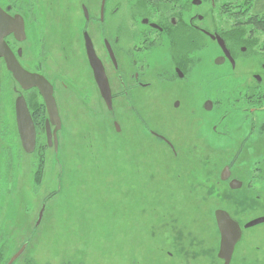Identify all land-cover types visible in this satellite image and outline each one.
I'll use <instances>...</instances> for the list:
<instances>
[{"label":"flooded vegetation","instance_id":"obj_1","mask_svg":"<svg viewBox=\"0 0 264 264\" xmlns=\"http://www.w3.org/2000/svg\"><path fill=\"white\" fill-rule=\"evenodd\" d=\"M216 1L0 0V128L2 113L8 112L14 138L19 141L17 154L36 156L51 152L55 156L54 169L58 166L62 170L60 153L67 114L80 117L81 106L92 108L88 110L92 113L94 106L103 109L116 133L126 139L131 129L140 128L171 153L168 141L178 151L167 131L170 124L176 138L185 141L187 151L199 138L193 140L195 127L200 139L205 140L203 144L210 147L211 135L225 134L220 116H211L218 107L217 96L223 92L219 87H212L211 92L212 44L218 51L215 66L230 75L238 74V86L243 82V90L254 92L250 97L254 98L255 107L243 117L249 136L239 143L238 156L242 155V145L248 139L254 135L264 137V116H260L264 107H257L264 102V89H260L264 82V20L247 18V6L239 3L223 5V10H232L228 21H214L209 17L211 11L218 9ZM88 45L97 60L90 61ZM76 61H83L89 72L84 83ZM77 88L85 90L83 97ZM154 91L160 110L158 116H149L146 104L152 100L149 93ZM65 99L80 108L65 109ZM19 117L33 123L35 146L31 153L23 145ZM1 131V138H13L6 128ZM262 152L260 155H264V148ZM239 167L232 163L217 166L215 187L224 188L231 195L246 191L261 197L263 188L256 189V184L264 183V164L245 167L243 171L249 174H237ZM29 170L31 173L32 167ZM204 176H186L180 184L168 182L171 190L167 200L174 212H168V219H164L165 229L186 226L190 250L194 256L200 253L193 258L198 264H264V222L248 226L264 219V213L254 212V218L244 221L239 213L225 208L207 211L216 197L212 186L201 182ZM37 185L41 187L39 176L35 178ZM44 207L46 210V204ZM225 223L231 224L228 233L224 231ZM194 227L199 237L193 235ZM208 234L214 237L212 263L207 261ZM233 239L236 243L232 248ZM203 252L208 256H201ZM156 256V264H165L159 254ZM178 262V258L173 260L174 264Z\"/></svg>","mask_w":264,"mask_h":264},{"label":"rangeland","instance_id":"obj_2","mask_svg":"<svg viewBox=\"0 0 264 264\" xmlns=\"http://www.w3.org/2000/svg\"><path fill=\"white\" fill-rule=\"evenodd\" d=\"M260 1L259 8L263 10L264 0ZM239 3L243 4V0H218L217 11H211L209 18L228 21L232 10H223V5ZM247 8V18L254 17L256 6L247 5ZM260 17L264 19V14ZM210 49L211 92L212 87L223 90L217 96L218 107L211 116H220L225 136L211 135L213 140L207 147L195 127L193 140L199 138L187 151L185 141L176 138L167 124V131L179 151L178 158L140 128L131 129L126 139L116 133L103 109L94 106L92 113V108L81 106L80 117L67 114L60 153L63 168L54 169L55 156L51 152L36 156L17 154L19 141L14 138L8 112L2 113L0 131L6 128L10 137L13 136L11 139L0 136L3 152L0 155V249L5 251L7 264L25 245L23 255L14 264H156V254L166 261L165 264H174L177 258V264H198L193 258L200 253L194 256L190 250L187 241L190 232L186 226L166 230L164 225L168 212H174L167 200L171 190L169 183L177 181L180 184L190 175L205 174L201 182L212 186L216 200L210 203L207 211L225 208L239 213L244 221L254 218V212L264 213V183L256 184V189L263 188L261 197L246 191L231 195L226 189L215 187L219 165L232 163L240 166L237 174H249L243 171L245 167L264 164V155H260L264 137L254 135L248 139L247 144L242 145L245 150L238 156L239 143L249 136L243 117L255 107L254 98L250 97L254 92L243 90V82L238 86L241 78L238 74L230 75L226 69L215 66L218 51L212 44ZM75 64L83 73L79 76L83 75L81 82L84 83L89 72L83 61ZM260 89H264V82ZM76 91L84 96V89ZM150 94L152 100L146 104L147 115L158 116L156 92ZM65 102V109L80 108L67 99ZM257 107H264V102ZM119 115L124 119L122 112ZM260 116H264V112ZM204 165H209L208 170L201 169ZM29 167H32L31 173ZM203 170L206 172H201ZM37 176L41 181V187L37 185L39 188L35 186ZM45 204L43 221L37 227ZM193 235L200 236L197 231ZM206 236L210 241L207 261L212 263L214 237L212 234ZM204 255L206 252L201 254Z\"/></svg>","mask_w":264,"mask_h":264},{"label":"water","instance_id":"obj_3","mask_svg":"<svg viewBox=\"0 0 264 264\" xmlns=\"http://www.w3.org/2000/svg\"><path fill=\"white\" fill-rule=\"evenodd\" d=\"M87 50L89 51V57H90V61L92 62L93 59L97 60L96 59V56L91 48V45L87 46ZM26 115V114H25ZM23 118L22 117H19V124H20V130L22 132V142H23V145L24 147L27 149V152L28 153H31L33 152V149H34V146H35V138H34V130H33V123L31 122V120H29L28 118H26L27 120L23 121L22 120ZM25 128V130H23ZM26 133H31V136L30 135H26ZM44 211H45V207L42 209V212H41V215L39 217V220L37 222V227L39 226L40 222H41V219L43 217V214H44ZM222 213V212H221ZM220 212L217 214L218 216V221L219 223H221V220H223V218L221 217V214ZM264 222V219H258L254 222H252L251 224H249L248 226H254V225H257L259 223H263ZM238 227V226H237ZM237 238V237H235ZM236 243V241L233 239L232 243H231V247L233 248L234 244ZM230 245V244H229ZM26 249V245L17 253L15 254L9 261L8 264H14L15 261L22 255V253L25 251Z\"/></svg>","mask_w":264,"mask_h":264},{"label":"trees","instance_id":"obj_4","mask_svg":"<svg viewBox=\"0 0 264 264\" xmlns=\"http://www.w3.org/2000/svg\"><path fill=\"white\" fill-rule=\"evenodd\" d=\"M260 3H261L260 0H243V4H245L246 6L247 5H253V4L256 6V10L253 11V16L254 17H251V18L264 20V19H262V17H260L261 14H264V11H263L264 9L261 10L259 8ZM246 11L248 12V9H246ZM4 257H5V251H4V249H0V264H7V262H5V258Z\"/></svg>","mask_w":264,"mask_h":264},{"label":"snow or ice","instance_id":"obj_5","mask_svg":"<svg viewBox=\"0 0 264 264\" xmlns=\"http://www.w3.org/2000/svg\"><path fill=\"white\" fill-rule=\"evenodd\" d=\"M85 10H86V5H85ZM84 35L87 36V35H88L87 32H85ZM205 46H206V45H205ZM245 51H246V49H245ZM234 63H235V62L233 61V65H234ZM181 75H182V74H181ZM98 78H99V77H98ZM176 107H177V108L180 107V103H179V102H177ZM117 127H119L118 124H117ZM121 131H122V129H121ZM168 143H169V146L172 148L173 156H175V157L178 158V157H179V153H178V151L176 150L175 146L171 144V141H168ZM57 150H59V141H58V140H57ZM55 194H58V192H57V193H54V195H55ZM223 227H224V231H225V233H228V232L231 230V224H230V223H225Z\"/></svg>","mask_w":264,"mask_h":264}]
</instances>
